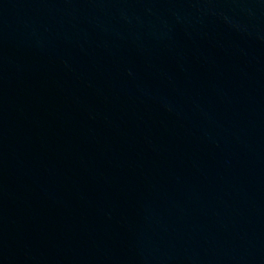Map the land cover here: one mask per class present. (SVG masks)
<instances>
[{
  "label": "water",
  "instance_id": "obj_1",
  "mask_svg": "<svg viewBox=\"0 0 264 264\" xmlns=\"http://www.w3.org/2000/svg\"><path fill=\"white\" fill-rule=\"evenodd\" d=\"M0 264H264V0H0Z\"/></svg>",
  "mask_w": 264,
  "mask_h": 264
}]
</instances>
